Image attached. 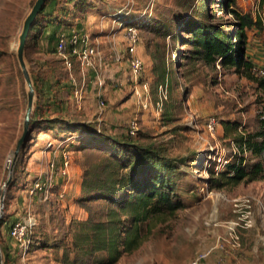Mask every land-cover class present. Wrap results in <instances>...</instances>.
<instances>
[{
	"label": "rangeland",
	"instance_id": "1",
	"mask_svg": "<svg viewBox=\"0 0 264 264\" xmlns=\"http://www.w3.org/2000/svg\"><path fill=\"white\" fill-rule=\"evenodd\" d=\"M201 1L78 0L77 6H65L67 0H59L67 14L57 21L58 35L79 26L100 42L99 51L107 59L102 72L112 94L99 97L89 85L79 104L70 73L54 52L56 43L47 38L54 32L52 27L58 26L53 23L41 31H29L25 62L33 82L40 78L45 92H36L30 140L16 160L29 104L19 53L23 28L38 0H0V223L6 222L0 229V264H188L200 253H208L202 264H264V178L220 188L209 184L214 172L226 171L229 163L241 157L248 167L256 162L249 152H241L233 141L234 134L226 136L225 126L240 123L246 132L257 130L260 91L245 74L194 59L191 45L186 46L184 39L178 43L177 33L189 38L181 31L186 21L204 11ZM237 8L261 26L248 32L261 41V46H254L248 39L252 49L248 54L254 53L252 57L260 60L255 66L262 69L264 2L237 0ZM216 14L227 18L222 8ZM141 21L144 27L138 29V50L145 60L144 80L150 85L148 109L138 99L129 100L134 83L127 78L129 68L119 69L126 60L116 63L112 58L125 49L126 26H137ZM38 22L45 25L48 18L41 15L35 20ZM163 65L164 76L158 73ZM74 75L81 80L78 68ZM101 99L109 113L103 122L98 120ZM39 108L45 113L43 117ZM60 118L90 122L114 141L107 138L94 144L88 141L92 137L88 133L84 142H78L63 133L67 126L66 122L58 123ZM134 118L139 131L131 137L129 123ZM210 119L218 122L215 133L208 127ZM126 143L132 147L126 148ZM139 145H155L164 156L177 161L179 175L174 189L183 207L166 220L152 223V233L139 249L108 263L107 251H92L89 246L99 243L98 236L93 238L92 227L107 220L109 203L87 198L82 186L79 193L64 185L74 179L73 167L78 180L85 177L92 185L101 175L105 180L106 169L113 171L115 167L108 157L114 155L126 163L124 155L135 153L131 148ZM63 151L72 159L65 182L48 194L30 195L34 182L47 181L50 162L58 163ZM29 214L37 224L31 244L22 246L10 237L9 227ZM86 235L94 242L80 241Z\"/></svg>",
	"mask_w": 264,
	"mask_h": 264
},
{
	"label": "trees",
	"instance_id": "2",
	"mask_svg": "<svg viewBox=\"0 0 264 264\" xmlns=\"http://www.w3.org/2000/svg\"><path fill=\"white\" fill-rule=\"evenodd\" d=\"M47 2H45L35 20L39 16L44 15L48 18V23L41 25L40 22L37 24L34 22L30 31H41L42 27H51L53 23L58 26L52 27V30L57 32V36L52 32L50 36L45 37L48 38L49 42L56 43L54 52H56L57 58L60 59L67 69L57 51L59 38L57 30L60 25L57 21L59 22L66 16L67 9L59 3V0H49ZM77 2L78 0H67L65 6H77ZM201 6L204 11H201L199 17L189 19L181 29L182 32L188 33L189 38L185 39L177 33L178 43L184 39L186 46L191 45V54L194 59L202 58L206 64L215 67L218 64L223 69L235 70L237 73L245 74L247 78L257 84V90L260 91L258 129L253 132H246L247 129L240 123H227L225 126L226 136L230 137L231 134H234L233 141L238 145L241 152H249L253 158L257 159L256 162L248 167L245 164L246 159L241 157L238 162L229 163L226 171L214 172L209 184L220 188L223 185H238L243 180L256 181L263 179L264 75H258L255 72L257 67L248 54V32L254 26H261L252 15L238 10L237 0H202ZM49 7L50 9L48 10ZM220 8L225 12L227 18L222 19L216 14L220 11ZM143 24L142 21L141 23L137 22L135 27L138 29L142 28L144 27ZM75 28L79 30L85 29L79 26ZM70 31H67L66 34H69ZM73 62L76 64L74 57ZM165 72L166 68L163 65L159 68L158 73L164 76ZM90 74L95 73L92 71ZM41 82L40 78L34 80L35 92L39 94L40 92H45ZM38 113L41 117L45 115L40 108ZM61 121L66 122L65 125L67 126V130L63 131V133L71 134L78 142H84V136L88 135V133L92 135L88 141L94 144L100 143L107 138L109 141H114L112 137L102 134V128H96L90 122L74 123L70 120L62 119L58 123H61ZM58 123L56 122V124ZM123 145L126 148L132 147L131 144L127 143ZM131 149L135 153L124 155L126 156V163H122V161H119V157L117 158L114 155L108 157V161L115 162V167L113 171L106 169L104 173L105 180L101 175L95 185H92L93 182L87 181L84 177L81 185V192L88 195L89 197L87 198L103 200L109 203L106 215L107 220L96 223L92 227L95 231L93 238L96 240V236H98L99 243H93L89 246L92 251H107L108 263L117 261L125 252L132 253L139 249L152 233V223L156 224L166 220L183 207L181 201L176 199L177 195L174 189L176 185L175 179L179 175L178 167L175 165L177 161L164 156V152L155 145H139ZM222 178H225L226 181H221ZM5 223V221L0 223V229L5 226ZM91 237L86 235L80 241L85 243L88 241L94 242Z\"/></svg>",
	"mask_w": 264,
	"mask_h": 264
},
{
	"label": "built area",
	"instance_id": "3",
	"mask_svg": "<svg viewBox=\"0 0 264 264\" xmlns=\"http://www.w3.org/2000/svg\"><path fill=\"white\" fill-rule=\"evenodd\" d=\"M125 32V58L129 63L130 81L134 83L131 95L138 99L141 106L144 109H148L150 106V85L149 82L144 80L145 75V62L144 59L138 54V45L140 42V35L138 28L135 26H126ZM100 42L94 39L86 29L74 28L69 34L60 33L57 43V51L59 57L63 59L67 70L70 73L71 79L75 86L74 95L76 96L78 103L83 101L86 96V87L88 86L87 77L93 71L95 73L94 80V92L99 97L103 95V91L106 86V77L102 72V67L107 64V59L102 57V53L99 51ZM75 58L76 64L73 62ZM113 61L120 63L123 60V56L116 53L113 57ZM78 68L81 80H78L74 75V69ZM255 72L258 75H264V68L256 69ZM105 101L101 99L100 108L101 114L105 108ZM160 104L158 103V106ZM81 108V107H79ZM208 127L212 133L217 131L218 122L215 119H210ZM139 131L138 119L134 118L129 123L128 135L135 137ZM62 164H58L56 160L50 162L49 178L46 182L42 179H38L34 182L30 191V195H35L37 192H44L48 194L55 188V175L61 178H67L69 175L72 159L67 151L61 153ZM56 171V174H55ZM64 197V195H60ZM37 222L32 214H29L27 218L16 221L12 224L9 235L10 237L19 242L22 246H27L32 242V235ZM208 253H200L198 256L190 261L188 264H202L207 258Z\"/></svg>",
	"mask_w": 264,
	"mask_h": 264
},
{
	"label": "water",
	"instance_id": "4",
	"mask_svg": "<svg viewBox=\"0 0 264 264\" xmlns=\"http://www.w3.org/2000/svg\"><path fill=\"white\" fill-rule=\"evenodd\" d=\"M46 0H38L31 16L29 19V24L27 25V32L23 35L22 37V43H21V48H20V53H19V57H20V61L22 64V68H23V72L29 87V104H28V110H27V115H26V122H25V133L23 138L21 139L20 143H19V147H18V151L16 152V160L19 157L20 151L22 149V147L25 145V143L27 141L30 140V134H31V123H32V115H33V110H34V104H35V96H36V92H35V87H34V82L33 79L31 77V73L27 68V64L25 62V40L27 38V35L31 29V27L33 26L35 19L38 15V13L40 12V10L43 8L44 4H45ZM2 264V262H1Z\"/></svg>",
	"mask_w": 264,
	"mask_h": 264
},
{
	"label": "crops",
	"instance_id": "5",
	"mask_svg": "<svg viewBox=\"0 0 264 264\" xmlns=\"http://www.w3.org/2000/svg\"><path fill=\"white\" fill-rule=\"evenodd\" d=\"M257 26H254L251 30H254L255 28H256ZM257 31V30H256ZM251 41H252V45H254V46H261V41H260V39H258V38H251V36L249 35V42L251 43ZM249 43V48H248V50L249 49H251V47H250V44ZM252 50V49H251ZM117 53H119V55H122L124 58L123 59H125L126 60V62H120L121 63V66L119 67V69H125V68H129V63H128V60H127V58H125V49H123V51L122 50H119V51H117ZM138 54L141 56V54H140V52H139V50H138ZM249 54L251 55L250 57H251V59L254 61V63L256 64V63H260L259 61L260 60H258L257 58H255V57H252L253 56V52H251V51H249ZM112 56V55H111ZM142 57V56H141ZM143 58V57H142ZM144 59V58H143ZM145 61V60H144ZM147 74V73H146ZM121 78H122V80H124L123 78H124V76H121ZM120 78V79H121ZM127 78H129L130 79V72L127 74ZM94 80H95V74H91V76H89V78H88V86L87 87H89V85L91 86V88H92V90H94ZM107 83V82H106ZM112 86L111 85H107L106 84V86H105V89H104V91L102 92L103 94H104V96H111V94H112V92H111V90H110V88H111ZM93 94V93H92ZM92 97V96H91ZM90 97V98H91ZM133 99H136L135 97H133V96H131V98L129 99V100H133ZM129 100L127 101V102H129ZM127 102H125V103H127ZM124 103V104H125ZM123 104V105H124ZM99 110H100V112H101V108L99 107ZM101 114V113H100ZM102 116H100L99 115V119L98 120H100V122H103V116H109V113L106 111V109L104 108L103 109V112H102V114H101ZM58 157H60V159L58 160V164L60 165V164H62V157H61V154H60V156H58ZM71 170L73 171V174H74V179H71L66 185H64V188H66V189H68V190H70V191H72V190H75L76 192H79L80 193V190H81V185H82V180L79 178V180H78V177H76L75 176V172H76V167L74 168H71ZM65 182V179L64 178H55V183H56V185H59V184H61V183H64Z\"/></svg>",
	"mask_w": 264,
	"mask_h": 264
},
{
	"label": "bare ground",
	"instance_id": "6",
	"mask_svg": "<svg viewBox=\"0 0 264 264\" xmlns=\"http://www.w3.org/2000/svg\"><path fill=\"white\" fill-rule=\"evenodd\" d=\"M21 32H22V31H21ZM26 32H27V26H25V27L23 28L22 35H24Z\"/></svg>",
	"mask_w": 264,
	"mask_h": 264
}]
</instances>
